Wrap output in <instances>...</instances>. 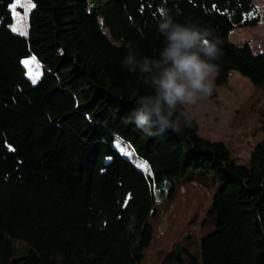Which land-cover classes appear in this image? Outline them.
I'll return each mask as SVG.
<instances>
[{"label": "trees", "instance_id": "obj_1", "mask_svg": "<svg viewBox=\"0 0 264 264\" xmlns=\"http://www.w3.org/2000/svg\"><path fill=\"white\" fill-rule=\"evenodd\" d=\"M16 1L0 0V264H141L178 178L199 170L216 184L210 230L196 250L177 241L187 257L172 258L264 264V139L241 164L226 144L199 135L194 116L179 134L142 135L129 115L150 89L123 66L128 42L158 56L163 6L222 40L216 86L236 71L264 90V53L230 41L260 23L254 0H31L27 36L11 28ZM30 56L43 67L36 84L22 64Z\"/></svg>", "mask_w": 264, "mask_h": 264}, {"label": "rangeland", "instance_id": "obj_2", "mask_svg": "<svg viewBox=\"0 0 264 264\" xmlns=\"http://www.w3.org/2000/svg\"><path fill=\"white\" fill-rule=\"evenodd\" d=\"M261 13L260 23L253 28H238L230 34V41L236 45H251L256 54L264 53V0H254ZM31 0H17L12 6V30L22 36L29 31ZM27 77L38 83L43 75L41 62L34 56L22 61ZM217 73L213 76L214 90L210 96L202 97L189 111L199 125V135L212 142H222L232 151L241 164H248L254 148L264 139L259 131L264 112V90L259 89L247 77L234 71L228 82L216 86ZM115 147L130 159L141 171L151 175L150 166L142 160L133 147L116 138ZM173 199H166L168 208L163 222L154 224L153 245L141 264H179L175 257L185 252H175L177 247L192 241L193 250L210 230L211 218L208 210L213 199L216 184L213 177L204 176L203 171H192L179 177ZM167 189L166 186H163ZM210 224V223H209ZM188 238L176 247V242Z\"/></svg>", "mask_w": 264, "mask_h": 264}, {"label": "clouds", "instance_id": "obj_3", "mask_svg": "<svg viewBox=\"0 0 264 264\" xmlns=\"http://www.w3.org/2000/svg\"><path fill=\"white\" fill-rule=\"evenodd\" d=\"M157 30L165 43L156 58L141 56L128 42L123 59L124 68L139 73L150 89L137 97L129 115L136 129L150 138L169 131L179 134L192 125L189 106L212 94L216 61L222 56V40L210 26L178 21L163 6Z\"/></svg>", "mask_w": 264, "mask_h": 264}]
</instances>
